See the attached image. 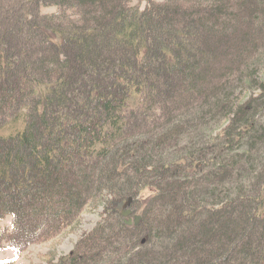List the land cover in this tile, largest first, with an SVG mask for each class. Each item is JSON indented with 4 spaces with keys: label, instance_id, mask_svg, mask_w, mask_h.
<instances>
[{
    "label": "trees",
    "instance_id": "1",
    "mask_svg": "<svg viewBox=\"0 0 264 264\" xmlns=\"http://www.w3.org/2000/svg\"><path fill=\"white\" fill-rule=\"evenodd\" d=\"M18 1L0 0V218L12 217L9 245L18 251L77 214L91 188L92 205L117 217L126 197L143 204L137 225L115 222L140 249L114 261L111 226H98L84 253L59 264H264V82L237 104L221 81L231 67L220 66L242 50L238 42L259 37L264 0H241L233 16L230 0L200 10L152 0H138L142 9L122 0ZM49 5L72 13L41 14ZM179 90L203 95L201 105L172 110ZM203 106L228 123L213 135L216 126L203 123L192 136L186 127L197 126ZM157 201L153 216L147 206Z\"/></svg>",
    "mask_w": 264,
    "mask_h": 264
},
{
    "label": "rangeland",
    "instance_id": "2",
    "mask_svg": "<svg viewBox=\"0 0 264 264\" xmlns=\"http://www.w3.org/2000/svg\"><path fill=\"white\" fill-rule=\"evenodd\" d=\"M124 1L127 3L129 7L136 6L142 9L143 7L146 6L145 1L139 2L138 0H122V4H124ZM152 1L155 5L167 4L171 7H175V5L177 4L180 6L189 4L188 6H190V8L191 6H194V8L197 10L204 9L205 7H211L213 4V2L211 1L207 2L206 0H152ZM227 2H228L227 15L233 16L235 13L240 12L239 9L237 8V3L241 2V0H230ZM10 4L11 5H9L8 7L18 6L19 1L12 0V3ZM217 5L219 4L216 3L215 6ZM61 7L63 6L62 5L42 6L40 8V12L41 14L49 15V14L57 13L60 15L61 12L65 9L67 12L72 13V10ZM263 9H264V5H263ZM66 14L67 13L64 12V14L62 15V19L64 20L67 18L76 19L75 17L76 15L73 14L66 15ZM238 19H239V23L244 27L247 25V22L249 20L245 15L242 14L238 16ZM256 21L257 23L254 24V27L261 26L258 28L260 30V33H258L259 37L257 35L251 34L250 35L251 40H249V43H247V45L242 44L241 46L240 42H238L239 44L237 45V47L242 48L243 51L242 50L240 51V49H235L236 52L232 53L231 51V53L228 56H226V58L221 57L222 59L220 60L221 63L220 66L231 67V70L226 71L227 73L225 76L222 77L221 81L225 79L228 80L226 81V83H229V87L226 89V91L229 90L232 93V96H234V102L236 103L238 101L242 102L243 100H246L252 94L255 95L258 92V90L261 89L259 87L260 84H263L264 82V14H262L261 18ZM3 22L4 24L2 25H5V21ZM217 28L220 29L221 26L217 25ZM257 31H255V33ZM215 32L216 31H214V33ZM195 33H197V37L199 38L198 29L195 31ZM217 33H215L214 35H216ZM224 33L227 34V36H230L234 33L236 34L237 32L236 29L234 28L233 30L230 29L228 30L227 28L224 31ZM218 38L225 39L226 36H223V34L220 35L218 34ZM218 61L219 60H217V62ZM215 65L216 63L211 69H213ZM215 69L217 70L218 68ZM224 69L225 67L221 70L219 69L220 70L219 73L224 71ZM248 77H250L249 80ZM247 83H252V85L250 87H247L248 86ZM211 91L212 88L210 87L207 93ZM176 95H177V97H175L176 99H174L172 103H169V107H172L171 109L177 112H179L178 109L183 110L184 108H188V107L191 108V109L188 108V111L190 112L194 111L202 103L200 97H202L203 100V95L199 96V94H195L193 92L187 93L186 91L183 92L182 90H179L177 91ZM192 96H195V100L192 102V104L188 106V101L191 100ZM236 96L238 98V101L236 100L237 99ZM200 109L203 110L204 112L200 114L199 118L195 119V124H197V126L195 125V126L186 127V129H188L189 131L193 130L192 136H194V133L196 131H199L198 133H200V131L204 133V130L202 128L200 129V125L203 123L209 122L208 124L211 125V128L216 126V129L213 128L211 130L212 135L217 134L219 128L223 129L224 126L228 123L227 120L228 117L225 112L221 114H217V113L215 114V107L207 108L206 106H203V109L202 108ZM168 115H169L168 113L164 115V120ZM147 129L148 128L146 127L143 128V130H147ZM152 132H148L147 136H150ZM174 140H176V138L166 143V145L163 147L164 151H166L168 147L170 148L173 144L176 143ZM259 147H260L259 149L260 156L264 158V143H260ZM242 167L243 168L246 167L245 163H242ZM173 170L174 168L171 167V172L174 173L175 171ZM233 171L232 169L228 171L231 172L230 176H232V178L235 177ZM132 173L133 171L131 169H129L127 172L128 175ZM183 177L181 178L179 177V178L181 180L185 179ZM167 178H168L167 180H169V176H167ZM171 178L172 177H170V180ZM187 179L191 180L192 176H189ZM154 180L155 179L153 177H149L145 181L154 183L153 182ZM172 180H174V178ZM214 180L217 181V179ZM258 182H259L258 176L257 174H254V177L252 176V185L257 184ZM92 186L93 185H91V187ZM90 189H89L90 192L88 191L89 194H91L94 190V189L92 190ZM251 193L252 192H249L250 195ZM89 194L87 195L88 202H86V204L81 209H79V212L77 214L62 218V220L60 221L62 223L59 226L56 223L50 229L44 228L39 230L38 233L40 234L39 236L40 238L36 239L29 245L20 248L18 251L12 248L8 242V237L12 230V217L10 215H6L0 218V262H5V264H59L60 259L65 257L69 253L74 252L75 254L77 253L79 255L84 253L86 250V246L90 245V243L88 242L89 240L88 239L86 240L87 236H90V239L94 240L95 242L96 241V237L94 233L95 228H98V226L105 228L108 225L111 226L110 231L108 233L111 235L110 242L112 241V245L110 249L112 250L111 253L113 254L112 257H114L113 258L114 261L116 259L118 260L119 258L122 259L127 255V253L132 254L130 256L132 258L133 254L136 251H138V249H140L138 248L139 246H133L132 242L129 241L130 237L127 235L124 236V234H121V232L115 227V222L122 221L123 219L126 220L128 219V217L127 216L122 217L121 215L117 217L114 216L113 214L108 213L107 210H104V208L100 204L92 205ZM126 198L123 200V203L119 208V211L122 209H126V207L124 206L126 202ZM142 206L143 204L139 202V200H136V197L135 198L132 197L129 202L128 208L134 211L135 213L140 214L141 213L140 209H142ZM147 208L150 209L151 215L152 212L154 213L153 216L158 215V212L156 210L158 209V201L154 203L151 202L147 206ZM210 208L211 206H205L204 209L210 210ZM132 223L133 221L131 220L130 224L132 225ZM105 232L107 233V231ZM107 249L108 248L106 242L102 243L101 250L105 251ZM91 252L92 251H89L85 253V255H88V257L92 256L90 255Z\"/></svg>",
    "mask_w": 264,
    "mask_h": 264
},
{
    "label": "water",
    "instance_id": "3",
    "mask_svg": "<svg viewBox=\"0 0 264 264\" xmlns=\"http://www.w3.org/2000/svg\"><path fill=\"white\" fill-rule=\"evenodd\" d=\"M130 200H131V197H127L126 202H125V205H124V206L126 207V209H122V210H121V215H123V216H127V215H129L130 213H132V210H130V209L128 208ZM139 220H140V216H139V215H135V216H134V224L136 225V224L139 222ZM126 223H130V219H128V220L126 221Z\"/></svg>",
    "mask_w": 264,
    "mask_h": 264
},
{
    "label": "flooded vegetation",
    "instance_id": "4",
    "mask_svg": "<svg viewBox=\"0 0 264 264\" xmlns=\"http://www.w3.org/2000/svg\"><path fill=\"white\" fill-rule=\"evenodd\" d=\"M134 214H135V213L133 212V213L131 214V217H133V216H134ZM132 215H133V216H132Z\"/></svg>",
    "mask_w": 264,
    "mask_h": 264
},
{
    "label": "snow or ice",
    "instance_id": "5",
    "mask_svg": "<svg viewBox=\"0 0 264 264\" xmlns=\"http://www.w3.org/2000/svg\"><path fill=\"white\" fill-rule=\"evenodd\" d=\"M0 264H5V262H0Z\"/></svg>",
    "mask_w": 264,
    "mask_h": 264
},
{
    "label": "bare ground",
    "instance_id": "6",
    "mask_svg": "<svg viewBox=\"0 0 264 264\" xmlns=\"http://www.w3.org/2000/svg\"><path fill=\"white\" fill-rule=\"evenodd\" d=\"M133 216V215H132ZM131 225V224H130Z\"/></svg>",
    "mask_w": 264,
    "mask_h": 264
}]
</instances>
